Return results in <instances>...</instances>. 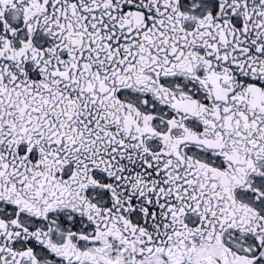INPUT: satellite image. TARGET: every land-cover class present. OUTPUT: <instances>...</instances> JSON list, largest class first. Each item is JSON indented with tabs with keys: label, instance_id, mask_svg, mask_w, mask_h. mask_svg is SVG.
Returning a JSON list of instances; mask_svg holds the SVG:
<instances>
[{
	"label": "snow or ice",
	"instance_id": "1",
	"mask_svg": "<svg viewBox=\"0 0 264 264\" xmlns=\"http://www.w3.org/2000/svg\"><path fill=\"white\" fill-rule=\"evenodd\" d=\"M0 264H264V0H0Z\"/></svg>",
	"mask_w": 264,
	"mask_h": 264
}]
</instances>
